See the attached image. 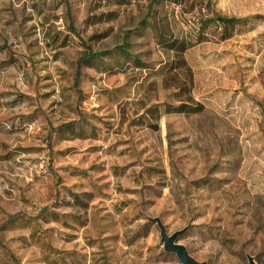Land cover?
I'll return each mask as SVG.
<instances>
[{"label":"rangeland","instance_id":"rangeland-1","mask_svg":"<svg viewBox=\"0 0 264 264\" xmlns=\"http://www.w3.org/2000/svg\"><path fill=\"white\" fill-rule=\"evenodd\" d=\"M189 2L0 0V264H70V249L83 264H178L156 217L168 234L188 227L177 242L200 262L264 264V0ZM149 6L179 36L210 12L250 17L185 52L204 110L155 130L133 123L141 107L177 102L140 23ZM80 39L100 54L78 67ZM75 190L95 198L58 209L86 221L70 244L48 209Z\"/></svg>","mask_w":264,"mask_h":264},{"label":"trees","instance_id":"trees-1","mask_svg":"<svg viewBox=\"0 0 264 264\" xmlns=\"http://www.w3.org/2000/svg\"><path fill=\"white\" fill-rule=\"evenodd\" d=\"M160 3L164 0H154ZM180 9H183V13H192L195 10L193 2H189L188 8L184 5L187 0H169ZM151 6L148 7L145 16L140 20L143 26L151 27L154 33L156 43L159 44L162 51L166 55L165 61L160 63L156 72H160L161 75V87L166 90V96L172 97L177 104L164 101L161 103L151 104L148 107L142 106L143 113L136 117L133 122L135 125L149 129H158V120L163 114L168 113H184L193 114L200 113L204 110V105L195 100L191 94V88L193 84V75L191 68L185 58V52L196 44L216 38L218 40H225L232 36L235 26L239 23H245L250 17H234L225 16L215 12L211 14H204L196 18L194 26L186 31L184 35H177L172 28V21L169 18L165 20L152 19L149 16ZM257 17V16H256ZM259 17V16H258ZM68 19L70 29L76 31L71 20L69 11ZM77 33V32H76ZM80 42L86 47L87 54L85 57L78 60V67L81 62L98 56L100 53L92 52L91 48L80 39ZM136 63L140 60L134 58ZM139 111H135V115H138ZM72 122L65 124L66 128H71ZM48 208H46L47 210ZM41 211V210H40ZM42 215V213H40ZM27 217V216H26ZM54 216H50L49 219H53ZM40 218H42L40 216ZM15 263V262H14Z\"/></svg>","mask_w":264,"mask_h":264},{"label":"crops","instance_id":"crops-1","mask_svg":"<svg viewBox=\"0 0 264 264\" xmlns=\"http://www.w3.org/2000/svg\"><path fill=\"white\" fill-rule=\"evenodd\" d=\"M76 191L77 190H75L73 193H70V196L72 197L70 199V203L67 202L65 205L60 203L58 207L52 206L48 209L51 213V216L54 217L53 219H49L47 223H56L64 227H70L69 236H66L67 234L61 232L60 230L56 231L54 228H52L53 230H55V232H57L61 241L70 242V244H72L78 239L79 235L77 232L85 228L86 221H84L83 218L80 215H78L77 212L75 213L72 210H70V212H62L58 209L63 207H70V209L77 210L80 208L83 210L84 209L87 210L88 203L95 198V196L89 197L90 196L89 192L86 191L76 192ZM47 243L48 240L43 242V246L46 247ZM80 256L82 255L77 253V251L70 249V264H83L82 259L79 258Z\"/></svg>","mask_w":264,"mask_h":264},{"label":"water","instance_id":"water-1","mask_svg":"<svg viewBox=\"0 0 264 264\" xmlns=\"http://www.w3.org/2000/svg\"><path fill=\"white\" fill-rule=\"evenodd\" d=\"M150 221L157 224L160 231V242L162 243L163 250L166 252L174 253L179 260L178 264H206L205 262H200L192 257L187 248L177 242V238L183 234L188 227L177 230L168 234L165 226L161 222L160 218H149ZM248 264H257L254 260V257L251 255H247Z\"/></svg>","mask_w":264,"mask_h":264}]
</instances>
